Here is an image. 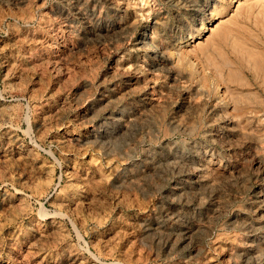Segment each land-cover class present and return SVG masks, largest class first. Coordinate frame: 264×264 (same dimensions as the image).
<instances>
[{
  "label": "rangeland",
  "instance_id": "1",
  "mask_svg": "<svg viewBox=\"0 0 264 264\" xmlns=\"http://www.w3.org/2000/svg\"><path fill=\"white\" fill-rule=\"evenodd\" d=\"M73 1L0 0V264H264V0Z\"/></svg>",
  "mask_w": 264,
  "mask_h": 264
},
{
  "label": "bare ground",
  "instance_id": "2",
  "mask_svg": "<svg viewBox=\"0 0 264 264\" xmlns=\"http://www.w3.org/2000/svg\"><path fill=\"white\" fill-rule=\"evenodd\" d=\"M73 1V0H72ZM89 1V0H88ZM104 1H106V0H104ZM74 2V1H73ZM83 2V1H82ZM107 3V2H106ZM84 4V3H83ZM100 4V3H99ZM82 5V4H81ZM89 4H87V5H85V6H88ZM94 5H96V4H94ZM98 5V4H97ZM90 6V5H89ZM106 6V5H105ZM125 6V5H124ZM115 7V6H114ZM121 7H122V5H121ZM95 8H96V6H95ZM89 9V8H88ZM97 9V8H96ZM105 9V8H104ZM131 9V8H130ZM86 10H87V8H86ZM113 10H114V8H113ZM126 10V9H125ZM127 11V10H126ZM97 12V11H96ZM128 12V11H127ZM80 14V13H79ZM103 14V13H102ZM118 14V13H117ZM109 15V14H108ZM96 17V16H95ZM102 17V16H101ZM100 17V18H101ZM132 17V16H131ZM91 18V17H90ZM94 18V17H93ZM99 18V19H100ZM110 18V17H109ZM112 18V17H111ZM132 19V18H131ZM101 21V20H100ZM88 22V21H87ZM93 22V21H92ZM96 22V21H95ZM94 24V23H93ZM89 26V25H88ZM91 26V25H90ZM101 26V25H100ZM210 26V25H209ZM93 27V26H92ZM88 29H90V28H88ZM94 31V30H93ZM112 31V30H111ZM89 33V32H88ZM99 34V33H98ZM112 35V34H111ZM129 35V34H128ZM145 39V38H144ZM140 41V40H139ZM140 43V42H139ZM147 48V47H146ZM162 58V57H161ZM164 58V57H163ZM166 59V58H165ZM151 61V60H150ZM152 63V62H151ZM159 64V63H158ZM54 65V64H53ZM155 66V65H154ZM7 75V74H6ZM130 80V79H129ZM110 90V89H109ZM116 90V89H115ZM154 93V92H153ZM152 94V93H151ZM137 95V94H136ZM149 95V94H148ZM105 96V95H104ZM107 97V96H106ZM129 97V96H128ZM139 97V96H138ZM157 97V96H156ZM149 98V97H148ZM151 98V97H150ZM158 98V97H157ZM87 99H88V97H87ZM143 99V98H142ZM153 99V98H152ZM86 100V99H85ZM154 100V99H153ZM138 102V101H137ZM2 103V102H1ZM5 103V102H4ZM87 103V102H86ZM92 103V102H91ZM97 103V102H96ZM144 103V102H143ZM132 104V103H131ZM4 105V104H3ZM147 105H149V104H147ZM88 106H89V104H88ZM87 106V107H88ZM91 107L93 106V105H90ZM120 106V105H119ZM118 106V107H119ZM2 108V107H1ZM6 108H8V107H6ZM106 108V107H105ZM4 110H5V108H3ZM103 109V108H102ZM114 109V108H113ZM116 109V108H115ZM0 110H2V109H0ZM122 111V110H121ZM8 112V111H7ZM85 112V111H84ZM88 112V111H87ZM103 113V112H102ZM118 113V112H117ZM122 113V112H121ZM168 113V112H167ZM8 114V113H7ZM86 114V113H85ZM88 114V113H87ZM143 114V113H142ZM2 115H3V113H2ZM99 116V115H98ZM129 116V115H128ZM102 117V116H101ZM107 117V116H106ZM91 118V117H90ZM108 118V117H107ZM110 118V117H109ZM102 120V119H101ZM100 120V121H101ZM223 121H225V120H223ZM90 123V122H89ZM98 123V122H97ZM158 123V122H157ZM109 124V123H108ZM111 125V124H110ZM219 125V124H218ZM93 126V125H92ZM214 126V125H213ZM135 129V128H134ZM73 130V129H72ZM85 130V129H84ZM83 131V130H82ZM90 131V130H89ZM63 132V131H62ZM85 132V131H84ZM99 132V131H98ZM113 132V131H112ZM141 132V131H140ZM67 133H69V131L67 132ZM115 133V132H114ZM127 133V132H126ZM225 133V132H224ZM77 134V133H76ZM82 134V133H81ZM89 134V133H88ZM101 134V133H100ZM80 135V134H79ZM91 135V134H90ZM226 135V134H225ZM230 135V134H229ZM65 136V135H64ZM218 136V135H217ZM62 137V136H61ZM70 137V136H69ZM72 137H73V135H72ZM90 137V136H89ZM67 138H68V136H67ZM81 138V137H80ZM83 139V138H82ZM66 140V139H65ZM209 140V139H208ZM60 141V140H59ZM62 141V140H61ZM64 142V141H63ZM209 142V141H208ZM87 143V142H86ZM65 144V143H64ZM75 144H77V143H75ZM143 144V143H142ZM83 145V144H82ZM213 145V144H212ZM103 147V146H102ZM130 148V147H129ZM152 148V147H151ZM173 148H175L174 146H173ZM232 148V147H231ZM90 149V148H89ZM178 149V148H177ZM72 150V149H71ZM81 150V149H80ZM87 150V149H86ZM179 150V149H178ZM70 152V151H69ZM166 152V151H165ZM189 152V151H188ZM208 152V151H207ZM73 153H75L74 151H73ZM78 154H80V153H78ZM133 154V153H132ZM69 155V154H68ZM83 155V154H82ZM159 155V154H158ZM70 156V155H69ZM135 156V155H134ZM138 156V155H137ZM148 156V155H147ZM106 157V156H105ZM133 158H135V157H133ZM138 158V157H137ZM75 159V158H74ZM73 159V160H74ZM139 159V158H138ZM157 159V158H156ZM175 159V158H174ZM190 159V158H189ZM126 160V159H125ZM135 160V159H134ZM158 160V159H157ZM77 162V161H79V160H74L73 161V163L74 162ZM191 161V160H190ZM75 162V163H76ZM142 162V161H141ZM72 163V164H73ZM85 163H86V161H85ZM111 163V162H110ZM77 164V163H76ZM81 163H79L78 165H80ZM84 164V163H83ZM118 164V163H117ZM119 164H120V162H119ZM144 164V163H143ZM75 165V164H74ZM147 166V165H146ZM231 166V165H230ZM229 166V167H230ZM45 167V166H44ZM66 167H67V165H66ZM78 167V166H77ZM76 167V168H77ZM80 167V166H79ZM78 167V168H79ZM46 168H48V166L46 167ZM74 168V167H73ZM81 168V167H80ZM89 168V167H88ZM147 168V167H146ZM148 169V168H147ZM164 169V168H163ZM68 170V169H67ZM71 170V169H70ZM160 170H162V169H160ZM264 170V169H263ZM88 171V170H87ZM140 171V170H139ZM262 171V170H261ZM45 172V171H44ZM48 172H49V170H48ZM68 171H66V173H67ZM79 172V171H78ZM47 173V172H46ZM189 173V172H188ZM128 174V173H127ZM130 174V173H129ZM103 175V174H102ZM181 175H179V177H180ZM68 177V176H67ZM73 177H75V176H73ZM112 177H114V176H112ZM128 177V176H127ZM70 178H71V176H70ZM115 179V178H114ZM113 179V180H114ZM76 181H78L77 180V178L75 179ZM127 180V179H126ZM76 181H74V182H76ZM119 182V181H118ZM201 182V181H200ZM70 183V182H69ZM108 183V182H107ZM137 183V182H136ZM177 183V182H176ZM126 184H127V182H126ZM129 184V183H128ZM175 184V183H174ZM195 184V183H194ZM28 185V184H27ZM76 185V184H75ZM124 185V184H123ZM73 186V185H72ZM184 186V185H183ZM187 186V185H186ZM79 187H81V186H79ZM168 187V186H167ZM72 188V187H71ZM77 188V187H76ZM165 188V187H164ZM38 189V188H37ZM70 188H68V190H69ZM72 189H74V188H72ZM163 189V188H162ZM71 190V189H70ZM177 190V189H176ZM36 191V190H35ZM72 192H73V190H71ZM79 191V190H78ZM82 191V190H81ZM161 191V190H160ZM67 192V191H66ZM68 193V192H67ZM74 193V192H73ZM81 193H83V191L81 192ZM159 193V192H158ZM34 194V193H33ZM60 194V193H59ZM69 194V193H68ZM66 195V196H69V195ZM71 194V193H70ZM98 194V193H97ZM157 194V193H156ZM160 194V193H159ZM21 195V194H20ZM62 195V194H61ZM107 195V194H106ZM162 195V194H161ZM10 196V195H9ZM57 196H59V195H57ZM56 196V197H57ZM63 196V195H62ZM64 197H65V195H64ZM76 198H77V196H75ZM80 197V196H79ZM85 197V196H84ZM83 197V198H84ZM80 199V198H79ZM55 200H57V199H55ZM66 200V199H65ZM75 200V199H74ZM158 200V199H157ZM166 200V199H165ZM18 201L20 202L21 200H19L18 199ZM59 201V200H58ZM22 202V201H21ZM61 202H62V200H61ZM68 202V201H67ZM85 202V201H84ZM83 202V204H85ZM169 202V201H168ZM23 203V202H22ZM21 203V204H22ZM177 203V202H176ZM18 204H20V203H18ZM17 204V205H18ZM67 204V203H66ZM66 204H63V205H66ZM82 204V203H81ZM91 204V203H90ZM27 205V204H26ZM57 205H58V203H57ZM59 205H60V203H59ZM166 205V204H165ZM177 205V204H176ZM187 205V204H186ZM67 206V205H66ZM79 206V205H78ZM84 206V205H83ZM161 206V205H160ZM185 206V205H184ZM20 207H22V205L20 206ZM64 207V206H63ZM80 207V206H79ZM156 207V206H155ZM65 208V207H64ZM174 208V207H173ZM178 208V207H177ZM19 209H21V208H19ZM198 209V208H197ZM210 210V209H209ZM66 211H68V210H66ZM78 211V210H77ZM45 212V211H44ZM43 212V213H44ZM63 212V211H62ZM61 212V213H62ZM73 212V211H72ZM86 212V211H85ZM63 213H65V211L63 212ZM62 213V214H63ZM78 213V212H77ZM164 213V212H163ZM166 213V212H165ZM189 213V212H188ZM217 213V212H216ZM24 214V213H23ZM46 214V213H45ZM48 214V213H47ZM56 214H59V212L58 213H56ZM66 214V213H65ZM64 214V215H65ZM76 214V213H75ZM79 214V213H78ZM81 215V214H80ZM39 216H40V214H39ZM146 216V215H145ZM149 216V215H148ZM41 217V216H40ZM54 217V216H53ZM76 217V216H75ZM83 217H84V215H83ZM39 218V217H38ZM43 218V217H42ZM52 218V217H51ZM35 219H37V218H35ZM40 219V218H39ZM148 219H149V217H148ZM34 220V219H33ZM38 220V219H37ZM47 220V219H46ZM50 220H52V219H50ZM39 221V220H38ZM59 221V220H58ZM82 221V220H81ZM84 221V220H83ZM142 221V220H141ZM160 221V220H159ZM44 223H45V221H43ZM47 222V221H46ZM155 222V221H154ZM37 223H39V222H37ZM62 223V222H61ZM197 223V222H196ZM36 224V223H35ZM46 224V223H45ZM57 224V223H56ZM50 225V224H49ZM60 225V224H59ZM33 226H34V224H33ZM55 226V225H54ZM162 226V225H161ZM163 226H164V224H163ZM180 226V225H179ZM84 227V226H83ZM44 228H46V227H44ZM48 228V227H47ZM53 228V227H52ZM56 228H60L59 226H57ZM166 228V227H165ZM169 228V227H168ZM40 229V228H39ZM54 229V228H53ZM58 229H57V231H58ZM61 229V228H60ZM59 229V230H60ZM35 230V229H34ZM44 230V229H43ZM61 230H63V229H61ZM38 232V231H37ZM43 232V231H42ZM60 233H62L61 231H59ZM59 233V234H60ZM154 234V233H153ZM158 234V233H157ZM43 234H41V236H42ZM45 235V234H44ZM173 235H175V234H173ZM61 236H62V234H61ZM15 238V237H14ZM174 238V237H173ZM42 239V238H41ZM184 239V238H183ZM187 239H189V238H187ZM180 243V242H179ZM193 243V242H192ZM32 244V243H31ZM45 244V243H44ZM35 245V244H34ZM37 245V244H36ZM39 246V245H38ZM43 246V245H42ZM166 246V245H165ZM35 247V246H34ZM31 248H32V245H31ZM30 248V249H31ZM40 248V247H39ZM38 248V249H39ZM44 248V247H43ZM33 250H35V248L33 249ZM40 250V249H39ZM190 250V249H189ZM28 251H30L29 249H28ZM35 251H37V250H35ZM45 251V249H43V252ZM79 251V250H78ZM164 251V250H163ZM176 251V250H175ZM38 252V251H37ZM36 252V253H37ZM31 253V252H30ZM39 253H40V251H39ZM48 253V252H47ZM164 253V252H163ZM46 255V254H45ZM38 256V255H37ZM77 256V255H76ZM39 257V256H38ZM4 258V257H3ZM44 258V257H43ZM73 258V257H72ZM75 258V257H74ZM78 258H80V257H78ZM179 258V257H178ZM47 259V258H46ZM82 259V258H81ZM88 259V258H87ZM91 259V258H90ZM41 260H42V258H41ZM73 260H75V259H73ZM77 260V259H76ZM80 260V259H79ZM94 260V259H93ZM104 260V259H103ZM86 261V260H85ZM91 261V260H90ZM80 262V261H79ZM93 262H95V260L93 261ZM190 262V261H189ZM92 263V262H91ZM85 264H87V263H85ZM96 264H97V262H96Z\"/></svg>",
  "mask_w": 264,
  "mask_h": 264
}]
</instances>
